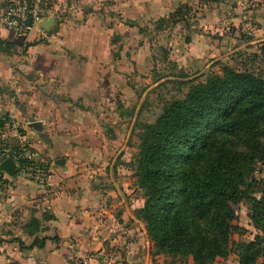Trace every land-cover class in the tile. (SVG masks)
I'll list each match as a JSON object with an SVG mask.
<instances>
[{"label": "rangeland", "instance_id": "rangeland-1", "mask_svg": "<svg viewBox=\"0 0 264 264\" xmlns=\"http://www.w3.org/2000/svg\"><path fill=\"white\" fill-rule=\"evenodd\" d=\"M95 1L96 9L113 18L114 23L119 22L120 28L116 29L119 34L111 36L114 41L108 53L99 55L100 59L94 56L95 80L100 77L102 80L86 99L67 101L57 97L51 101L47 98L46 104L24 98V93L17 97L16 93L24 89L15 90L25 85L21 76L11 92L5 93V99L0 93V113L7 112L14 117L13 122L27 137L31 150L39 141L41 152L47 154L40 157L49 164L52 176L50 185L44 179L21 177L23 184H19L17 208L10 214L1 209L5 218H0V264H24V181L34 182L46 192L41 196L56 189V181L60 182L62 176L55 178L57 166L52 165L53 154L66 157V165L71 169L67 174H80L91 178L96 185L105 184L107 209L111 208L109 213L116 216L119 226L115 229L121 233L120 248L108 247L104 260H98L99 251H95L89 257L76 255L73 264H194L188 256L155 253L143 222L135 219V210L144 201L132 166L138 151V133L142 123L155 119L165 101L181 97L191 83L221 74L224 66L251 71L264 78V0ZM116 1L122 5V15L111 10L117 6ZM138 1L141 7L136 4ZM123 31L127 32L120 35ZM100 43V40L96 42V51ZM176 78L191 82L182 85L172 81ZM38 85L33 91L40 96L43 84ZM18 102H24L34 118L45 121L50 143L31 136L32 132L25 128L26 119L16 109ZM11 124L9 121L3 127L7 137L0 145L17 143ZM86 170L93 172L88 174ZM263 180L264 160H260L248 177V183H255L246 191L257 197L264 195ZM6 183L1 179L2 187ZM116 187L124 195L134 218L126 214L122 201L118 203L119 196L109 194L112 190L115 193ZM233 208L235 218L228 235V254L209 264H238L239 243L261 234L251 223L246 198ZM46 213L49 214L48 210ZM46 226V222L41 223L38 234H43ZM262 239L264 247V235ZM258 264H264V254L258 258Z\"/></svg>", "mask_w": 264, "mask_h": 264}, {"label": "trees", "instance_id": "trees-1", "mask_svg": "<svg viewBox=\"0 0 264 264\" xmlns=\"http://www.w3.org/2000/svg\"><path fill=\"white\" fill-rule=\"evenodd\" d=\"M7 121L8 113H0V130ZM7 145H0V151ZM260 160H264L260 75L224 66L221 74L191 83L181 97L165 101L152 122L142 123L132 162L144 199L134 216L143 222L155 253L188 256L194 264L227 256L233 205L243 198L249 203L252 225L264 235V195L246 191L255 183H248V177ZM30 226L36 230V218ZM261 234L239 243L238 264H258L264 254ZM45 239L34 237L29 247L43 246Z\"/></svg>", "mask_w": 264, "mask_h": 264}, {"label": "crops", "instance_id": "crops-1", "mask_svg": "<svg viewBox=\"0 0 264 264\" xmlns=\"http://www.w3.org/2000/svg\"><path fill=\"white\" fill-rule=\"evenodd\" d=\"M3 1L0 0V6ZM117 4L118 1L114 5ZM136 4L141 7L139 1ZM95 5V0H53L44 18L49 23L47 27L38 22L25 35L0 28V93L4 99L7 97L5 93L8 90L11 92L13 85H17L19 76L24 77L25 85L24 88L22 84L18 86L15 92L19 89H24V92L20 91L16 96L24 93V98L38 99L41 103H46L47 98L55 100L43 91L40 96L35 94L33 90L38 83L45 85L48 93H55L60 100L65 98L67 101L86 99L98 87L102 79L95 80L94 56L99 58V55L108 53L112 46L110 43L114 41L111 36L119 34L116 29L120 27L119 22L114 23L113 18L96 9ZM111 10L121 12V3ZM98 40L101 43L96 51ZM10 107L13 109V105ZM34 145L36 147L32 151L38 160L45 161L40 156L47 157V154L41 152L39 141ZM66 166L67 171L55 167V178L58 175L62 178L60 182L56 181L57 188L47 195L41 196L44 191L34 182L24 181V264H73L76 255L89 257L95 251H99L98 260H104L108 247L120 248L121 233L115 229L119 223L116 216L109 213L111 208L107 209L108 199L103 193L107 192L105 184L96 185L91 178L86 179L80 174L69 175L70 165ZM92 172L86 170L88 174ZM1 174L7 183L5 187H0V211L3 208L10 214L17 208L16 202L20 197L17 192L22 178L18 176L15 180ZM68 186L70 190L66 192ZM115 189V193L112 190L109 194L119 196L118 203L122 201L126 214L134 218L124 195L119 188ZM114 195H111L112 198ZM111 202L114 203L115 199ZM110 206L115 207L113 204ZM3 217L0 212V218ZM32 218L38 221L36 230L30 226ZM44 222L47 226L40 235L38 232ZM30 231H34L32 235ZM34 237H46L43 246L29 247Z\"/></svg>", "mask_w": 264, "mask_h": 264}, {"label": "built area", "instance_id": "built-area-1", "mask_svg": "<svg viewBox=\"0 0 264 264\" xmlns=\"http://www.w3.org/2000/svg\"><path fill=\"white\" fill-rule=\"evenodd\" d=\"M52 2L53 0H4L0 6V28L25 35L29 33L36 23L46 17ZM13 118L11 114H8L7 122L9 123L10 121L12 123V136L17 138V143L15 145L8 143L0 151V157H11L16 161L19 177H25L29 180L44 179L47 182L46 184L50 185L52 176L49 164L35 159L36 155L30 149L27 137L17 129L18 127L13 122ZM4 134V130H0V141L5 140L6 134ZM2 176L1 174L0 184ZM0 187L3 188L2 185ZM3 192L5 191L3 190Z\"/></svg>", "mask_w": 264, "mask_h": 264}, {"label": "water", "instance_id": "water-1", "mask_svg": "<svg viewBox=\"0 0 264 264\" xmlns=\"http://www.w3.org/2000/svg\"><path fill=\"white\" fill-rule=\"evenodd\" d=\"M50 21V19H49ZM40 25L47 27L48 22L47 19L44 21L42 19L40 22ZM40 89L46 93L49 94L51 99L55 100L56 94L55 93H48L47 88L45 85L41 86ZM16 109L18 110L19 114L22 115L25 119V128L29 131L32 132V137L33 138H39L41 139L44 143H50V138L46 134V123L43 119H36L34 118L28 111H27V106L25 105L24 102H18L16 103ZM15 109V107H14ZM52 165L57 166L61 168L63 171H67V166H66V157H56L53 154V159H52ZM0 173H3L12 179H18V173H17V163L16 161L11 158V157H6L2 158L0 157ZM43 264V263H39Z\"/></svg>", "mask_w": 264, "mask_h": 264}]
</instances>
